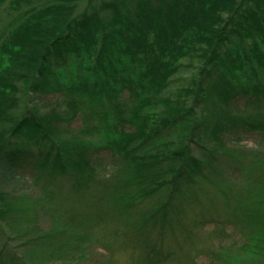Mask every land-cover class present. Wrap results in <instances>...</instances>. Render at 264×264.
<instances>
[{"label": "trees", "instance_id": "obj_1", "mask_svg": "<svg viewBox=\"0 0 264 264\" xmlns=\"http://www.w3.org/2000/svg\"><path fill=\"white\" fill-rule=\"evenodd\" d=\"M0 12L12 22L19 16L0 44V180L27 172L41 186L37 198L0 181V234L24 226L41 232L31 222L41 203L58 195L46 187L71 179V194L53 210L61 216L58 233L25 239L27 249L11 254L10 264H72L75 249L67 240L61 252L44 249L75 229L79 214L67 213L66 203L74 211L78 204L80 211L99 210L94 216L104 225L117 221L118 211L131 214L136 204L165 195L156 212L131 214L143 222L138 233L151 222L161 228L150 245L149 259L157 263L167 228L174 230L184 214L170 209L215 177L229 185L227 163L256 193L231 207L247 232L246 255L221 246L215 258L264 264V150L231 146L239 134L264 137V0H0ZM191 66L185 82L173 87ZM47 96L67 101L49 103ZM79 111L86 114L80 131L71 127ZM102 132L108 141L95 150L81 137ZM102 151L116 162L109 173L101 167ZM117 191L128 197L121 209ZM7 250L0 247V264H7Z\"/></svg>", "mask_w": 264, "mask_h": 264}, {"label": "rangeland", "instance_id": "obj_2", "mask_svg": "<svg viewBox=\"0 0 264 264\" xmlns=\"http://www.w3.org/2000/svg\"><path fill=\"white\" fill-rule=\"evenodd\" d=\"M0 17L3 19V24L0 28V44H2L4 34L10 30L11 24H14L19 20V16H16L17 20H15V22L9 20L6 13L0 12ZM192 71L193 68L191 66V68L182 72L176 78L173 87H176L181 82H185V78L188 75L190 76ZM70 76L71 71L69 70L65 78L62 80V83L69 82ZM43 100L55 104L67 101L64 97L60 96H47L44 97ZM69 101L72 102L71 99ZM85 101L86 100L84 98L80 107H82V104ZM124 102L125 101L123 100L122 104H124ZM239 103H235L234 105L237 106V108H241V102ZM46 110L48 111V109ZM74 111L75 110L72 108L68 110L65 118H70L69 115ZM87 112L90 113L89 106ZM78 115L80 116L73 121L71 127L73 130L78 129L80 131L84 123L83 118H85L86 114L79 111ZM95 123L96 122L93 121V124ZM106 136L107 133L103 132L96 135L91 134L88 137L81 134V137L84 138L85 141L91 143V148L93 150L103 147L107 143L108 139ZM239 137L243 138H241L239 142L234 141L231 146L239 149L264 150V137L260 136V134L247 132L239 134ZM26 141H29V139H20V142L23 144H27ZM43 146L44 145L41 144L39 148L41 150H47V148ZM100 154L101 161L106 160L102 163L101 167L109 173V166H115L116 162L112 163L108 161L111 157L105 152L102 151ZM232 165V163H227L223 167V175L227 178V180H229V185L221 181L223 178L215 177L214 183H207L203 187L202 191L197 192V196H195V194H186L184 197L188 198L182 200L181 205H179L177 201L175 204L177 208L170 209V214L174 215L176 212H184V214L182 216V220L175 225L174 230L167 228L164 238L161 241L163 246H161V255L158 257L160 260L157 263H153L150 260L152 256L154 257L152 251H150V245L153 240L158 239L159 232L161 234L162 230L160 227L156 229L153 228L151 222V225L147 229H145L146 226L142 227L141 231L138 233V229L143 225V222L139 217L136 218V216H139L140 213L142 215L143 211L149 213L150 208L154 209L156 212L157 209L153 207L159 208L162 206V204H164L167 200L165 195H163L161 201L159 200V197H157L146 202H141L139 206L136 204L137 208L132 207L129 209V213L135 214L136 216L127 214L124 210L118 211V213L116 212L117 221H113V219H111L110 222L105 223L104 225H99L98 218L94 216V214L98 213L99 210L95 213L92 211L94 210L93 208L92 210L89 208L86 210L84 209V211H80L82 206H79L78 204L75 205L77 211H74L71 209L72 204L69 203V206V204L67 205L66 203L65 211L67 213L71 215L76 213L79 214L78 219L73 223L75 229H73L72 232L68 231L67 234L66 232L60 233L57 235V239L51 240L50 242L52 243H47L44 246V249H46L48 253H51L54 250L61 252L68 247L65 245V242L63 243L64 245L61 242L67 240L70 245H74L75 249L72 251L71 257H69L72 264H219V261L215 258V256L216 252H221V246L230 248L232 255H234L235 251L237 254H241L240 256L243 258V256L246 255V252L243 251L242 247H244L243 244L248 240L247 232L245 231L246 229L243 228L242 224L233 220L231 207L234 208L235 206L239 207L245 205L244 202L248 201L249 196L252 197L251 193L255 194L256 192H252L255 188L252 183L250 184V187L249 185L245 186V180H242V171L239 170L238 172H234V169L231 167ZM119 166L120 164L117 163V167ZM26 174L21 173L18 177L16 176L14 178L6 175V177L0 181L1 183L5 182L6 185H8L6 186V189H17L18 194L23 193L24 195L28 194L29 196L34 194V196H37L38 198L41 186L35 188L32 184L33 181L31 182L30 179L27 180L29 177L25 178ZM247 176H249V174ZM68 179V176H63V178L55 182L56 184L54 188L51 186L46 187V192L53 189L58 195L53 201L50 200L46 201L47 203H41V207L40 209L38 208L39 210L35 220H32L31 222V225L35 226V228H40L41 232H30L29 230L32 227L24 226L21 230H19V232L6 230V232L0 234V236L2 235L0 247L2 248L6 246V248H8V250L5 251V256L3 257L7 261V264H10L11 254H17L22 250L27 249V247L23 244L25 239L31 241L34 236L41 233L45 235L53 234V236L56 235V232L58 233L61 228L57 229L61 224V216L53 210L58 207L63 197H67L71 194V179ZM118 179H120V177ZM239 183L242 184L241 188L236 190L230 188L231 184ZM123 192L124 190H121L122 194ZM81 193L83 194V192ZM121 193H118L117 191L115 194V196H117V194L119 195L118 197L122 202V204H120L121 207L118 206L120 209L123 205L125 207L128 199V197L125 199L126 197L122 196ZM78 200H81V198ZM106 204H108V202ZM112 208L113 207L111 206V209ZM105 211H108V208L105 207L102 214H105ZM125 214L134 218V220L130 219ZM63 217L67 218L68 215H63ZM227 218L228 220H226ZM126 220L128 221L127 223H125ZM65 228H67V226H65ZM26 231L29 232V234H27ZM116 231H118V233ZM73 234H76V236ZM16 236L23 238L17 240ZM63 238L65 239L63 240ZM49 250L53 251L50 252Z\"/></svg>", "mask_w": 264, "mask_h": 264}]
</instances>
